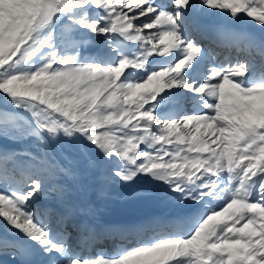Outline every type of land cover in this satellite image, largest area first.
<instances>
[{"label": "snow or ice", "instance_id": "6c2138e0", "mask_svg": "<svg viewBox=\"0 0 264 264\" xmlns=\"http://www.w3.org/2000/svg\"><path fill=\"white\" fill-rule=\"evenodd\" d=\"M0 221L12 264H264V0H0Z\"/></svg>", "mask_w": 264, "mask_h": 264}, {"label": "bare ground", "instance_id": "6f19581e", "mask_svg": "<svg viewBox=\"0 0 264 264\" xmlns=\"http://www.w3.org/2000/svg\"><path fill=\"white\" fill-rule=\"evenodd\" d=\"M100 40L101 37H98ZM92 179V177L90 176H84L81 180L82 185L84 186V190L80 193V199H82L83 202L89 203V191H90V180ZM91 199L93 201H100V205L103 207L100 209V207L92 204L94 206V208L96 209L95 213H97V211L99 210H105V211H111L113 213H119L120 210H127L128 212H132L131 210H133L134 208L138 207V208H142V205L134 200H129V202H119V203H105L103 201H106L105 199H102L101 196L99 194H97L96 198H94V195H91ZM109 202H112L111 200H108ZM99 209V210H98ZM137 212H139V209H136ZM133 213V212H132Z\"/></svg>", "mask_w": 264, "mask_h": 264}, {"label": "rangeland", "instance_id": "374dc122", "mask_svg": "<svg viewBox=\"0 0 264 264\" xmlns=\"http://www.w3.org/2000/svg\"><path fill=\"white\" fill-rule=\"evenodd\" d=\"M10 107V106H9Z\"/></svg>", "mask_w": 264, "mask_h": 264}]
</instances>
